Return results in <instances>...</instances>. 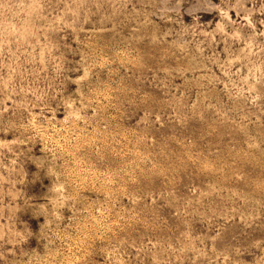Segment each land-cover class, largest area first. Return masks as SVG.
Listing matches in <instances>:
<instances>
[{"label":"rangeland","instance_id":"374dc122","mask_svg":"<svg viewBox=\"0 0 264 264\" xmlns=\"http://www.w3.org/2000/svg\"><path fill=\"white\" fill-rule=\"evenodd\" d=\"M0 264H264V0H0Z\"/></svg>","mask_w":264,"mask_h":264}]
</instances>
